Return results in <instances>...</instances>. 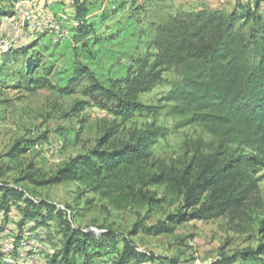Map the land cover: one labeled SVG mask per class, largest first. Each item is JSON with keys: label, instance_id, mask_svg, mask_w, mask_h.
<instances>
[{"label": "trees", "instance_id": "16d2710c", "mask_svg": "<svg viewBox=\"0 0 264 264\" xmlns=\"http://www.w3.org/2000/svg\"><path fill=\"white\" fill-rule=\"evenodd\" d=\"M263 1L254 0L252 10L250 4L239 7L241 15L204 8L171 18L156 28L148 56L132 61L120 79H108L106 84L94 71L77 63L66 86L59 89L63 94H78L85 99L75 103L72 113L90 107L127 122L136 114L153 113L140 97L163 83L164 73L173 72L180 80L170 84L162 100L174 104L171 114L182 119V126L200 127L217 139L212 152H196L189 162L156 165L151 161V147L164 138L165 132L150 128L117 143L114 138L118 128L112 126L96 147L72 157L53 175L45 177L29 165L16 182L23 180L37 188L78 183L121 207L145 209L147 213L171 199L179 208L152 228L154 234H173L177 227L189 222L238 217L255 200L259 189L256 173L264 170V14L259 11ZM68 8L74 44L84 49L91 41L98 44L92 0H71ZM120 11L114 9L111 15ZM13 16L0 7V36H5V18ZM106 16L102 11V20ZM51 21L46 17L45 23ZM52 35L46 30L31 41H12L2 53V68L9 59H19L20 80L30 88L37 86L44 77L33 79L35 73L40 68L49 72L45 55L53 57L54 51L49 50L62 41L61 36L52 40ZM41 38L46 41L43 54L36 51ZM22 146L15 143L10 149L11 161H18L25 153ZM13 208L20 215L18 222L10 218ZM53 214L62 221L59 232L64 242L46 264H93L95 257L107 255L111 256L110 264H179L172 258L138 250L131 235H97L75 227L65 211L52 203H38L24 191L4 184H0V260L4 233L19 234L25 226L42 223ZM14 236L16 246L20 235ZM242 256V264H264V244ZM238 260L233 257L228 264Z\"/></svg>", "mask_w": 264, "mask_h": 264}, {"label": "rangeland", "instance_id": "374dc122", "mask_svg": "<svg viewBox=\"0 0 264 264\" xmlns=\"http://www.w3.org/2000/svg\"><path fill=\"white\" fill-rule=\"evenodd\" d=\"M70 1L0 2L5 14L12 13L16 17L13 20L21 26L25 42L36 39L38 34L30 28L31 22L24 23L18 19L21 11L27 13L26 7L39 8L52 22H57L59 34L49 38L56 41L61 36L62 40L59 46L49 50L54 51L53 57L48 58L44 54L50 70L46 74V69L40 68L35 73L33 79L44 78L33 88L25 80H20L18 73L22 69V61L11 58L4 68L0 64V184L16 187L38 203H52L65 211L75 227L96 234L131 235L130 239L138 250L172 258L179 264H228L233 257L239 260L231 264H242V255L264 244V170L256 173L259 189L255 200L238 217H224L209 223H185L173 234L152 232V228L160 225L167 214L177 212L179 205L171 199L158 210L147 213L145 209L121 207L78 183L37 188L23 180L16 182V179H21L29 165L45 177L53 175L72 157L96 147L105 130L112 126L118 128L114 138L117 143L129 141L150 128L165 132L164 138L151 147V161L156 165L189 162L196 152H212L217 139L200 127L182 126V119L171 114L174 104L162 100L170 91V84L180 80L173 72L164 73V82L140 97V102L151 107L153 113L136 114L127 122L90 107L80 113H72L75 103L85 99L78 94H63L59 89L66 86L77 63L94 71L106 84L108 79H120L132 61L148 56L156 28L171 18L204 8L219 10L225 15L232 12L241 15L239 7L250 4L252 10L254 0H92L94 10L91 14L94 15V31L99 43L91 41L86 49L73 42ZM59 5L62 9L54 13ZM114 9L121 11L113 16ZM102 11L108 15L105 20H102ZM259 11L264 14V1L260 3ZM5 31L4 40H10ZM44 42L45 39L41 38L36 48L42 54ZM2 59L0 53V63ZM15 143L22 144L26 150L14 162L8 153ZM157 192L161 196L162 191ZM10 218L20 221V215L14 208ZM61 226L62 221L53 214L42 223L25 226L19 234L4 233L0 264H46L63 246L64 240L59 232ZM17 235L20 238L14 246L12 237ZM143 264L160 262L145 261Z\"/></svg>", "mask_w": 264, "mask_h": 264}, {"label": "built area", "instance_id": "2783aa9c", "mask_svg": "<svg viewBox=\"0 0 264 264\" xmlns=\"http://www.w3.org/2000/svg\"><path fill=\"white\" fill-rule=\"evenodd\" d=\"M35 8V7H34ZM26 9V8H24ZM23 10V9H22ZM27 13H24L21 11L20 14H18V19H22L24 21V23H29L31 22V26L30 28L37 33L40 32H44L46 30L50 31V33H53V35H57L59 33V24L57 22H49L48 24L45 23V19H46V15L44 14L43 11H41L40 9H26ZM14 18L16 17H12L11 19H8L5 23V27L4 30L6 32V35H10L8 39L10 40H4V37H0V53H4L9 44L12 41H17V40H21L22 39V28L21 26L18 25V23L14 22ZM7 39V38H6ZM97 235H99L97 233ZM7 261V260H4ZM7 262H10V260H8Z\"/></svg>", "mask_w": 264, "mask_h": 264}, {"label": "crops", "instance_id": "0c3cea01", "mask_svg": "<svg viewBox=\"0 0 264 264\" xmlns=\"http://www.w3.org/2000/svg\"><path fill=\"white\" fill-rule=\"evenodd\" d=\"M59 8L62 9L61 5L57 6L53 11L54 13H58L59 12ZM2 37V36H0ZM110 260H111V256L107 255V256H101V257H95L93 259V264H110Z\"/></svg>", "mask_w": 264, "mask_h": 264}]
</instances>
